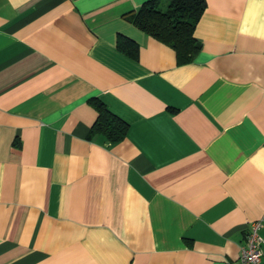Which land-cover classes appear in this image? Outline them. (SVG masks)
<instances>
[{"label":"crops","instance_id":"0c3cea01","mask_svg":"<svg viewBox=\"0 0 264 264\" xmlns=\"http://www.w3.org/2000/svg\"><path fill=\"white\" fill-rule=\"evenodd\" d=\"M147 2L0 0V264H238L264 238V0H205L186 64L129 21Z\"/></svg>","mask_w":264,"mask_h":264},{"label":"trees","instance_id":"16d2710c","mask_svg":"<svg viewBox=\"0 0 264 264\" xmlns=\"http://www.w3.org/2000/svg\"><path fill=\"white\" fill-rule=\"evenodd\" d=\"M165 12L155 8V2H147L137 12L130 15L131 24L156 41L173 50L179 64L193 60L200 49L193 37L195 26L205 10V0H168ZM117 48L133 56L134 44L117 38ZM97 118L90 134H101L110 143H117L125 138L128 126L111 115L103 105L94 103Z\"/></svg>","mask_w":264,"mask_h":264},{"label":"built area","instance_id":"2783aa9c","mask_svg":"<svg viewBox=\"0 0 264 264\" xmlns=\"http://www.w3.org/2000/svg\"><path fill=\"white\" fill-rule=\"evenodd\" d=\"M260 222L249 224L245 236V244L241 248L238 264H264V252L261 247L264 245V238L260 237L258 231Z\"/></svg>","mask_w":264,"mask_h":264}]
</instances>
